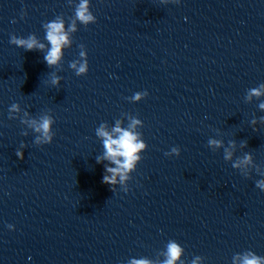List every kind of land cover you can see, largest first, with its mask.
Returning a JSON list of instances; mask_svg holds the SVG:
<instances>
[{"label": "clouds", "instance_id": "9594fccd", "mask_svg": "<svg viewBox=\"0 0 264 264\" xmlns=\"http://www.w3.org/2000/svg\"><path fill=\"white\" fill-rule=\"evenodd\" d=\"M76 19H78L81 23L87 25L89 22H92L95 20V17L92 15V13L89 11V5L88 0H80V3L76 7L75 12ZM47 35L46 38L51 44V48L47 52V54L44 56V60L46 61L48 66L55 65L58 60L61 57L62 54V45L67 44V35L63 32V21H52L47 24ZM75 30V26L73 24L72 29ZM10 43L15 44L18 47H23L26 51H32L35 48H43L44 46L37 45V42L34 38H29L27 40L24 39H18L15 36H12L10 38ZM72 67H75V64L72 65ZM78 74L83 73L87 71V65L82 64L79 69L77 70ZM53 83H57V81H53ZM253 95L259 96L261 93L258 89H252L251 90ZM134 99H140V94L137 93ZM261 108H264V103L260 105ZM11 110H16V106L13 105ZM53 121L48 118L44 117L42 121L37 125L35 121L32 122L31 126H34V130L41 135L37 137L36 142L40 143L43 142L45 144H50L53 140V136L51 134V125ZM135 123V122H134ZM114 132L119 133L117 138H113L112 135H110L107 131L104 130L103 127L97 130V134L101 137H104V147H105V159H109L112 163L116 164L117 167L115 168H107L106 170L110 173H112V176H104L103 177V183L105 184H115L116 183V176L118 174H121L124 170H131L135 162L140 159V157L137 155V153L145 147L143 142L137 141V138L135 134L128 130H123L119 127V124L115 129H113ZM42 138V140H41ZM209 144H214L217 147L220 146V143L218 141L210 140ZM175 152L176 149H173ZM16 156L20 159L24 158L23 152L17 150ZM177 156H179V153H177ZM123 158L122 160L120 158ZM226 160L231 158V153H228L226 150V155L224 157ZM250 159L249 157H246L245 162H247ZM97 162L99 163L100 160L98 159ZM234 167H238L239 165H233ZM121 181L125 179L124 175H120ZM257 186L260 187V182H257ZM182 253L181 247L172 242L168 245V251H167V257L168 259L164 262V264H174L175 261H177ZM199 257H197V260ZM132 264H149V261L147 260H138V261H132ZM192 264H196V261L194 260ZM242 264H261V260L259 257L255 256L254 254L246 255L244 256L242 260Z\"/></svg>", "mask_w": 264, "mask_h": 264}]
</instances>
